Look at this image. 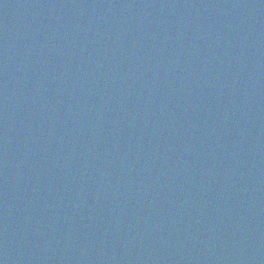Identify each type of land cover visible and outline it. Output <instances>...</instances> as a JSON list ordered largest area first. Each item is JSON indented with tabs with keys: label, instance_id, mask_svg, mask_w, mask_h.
<instances>
[{
	"label": "water",
	"instance_id": "1",
	"mask_svg": "<svg viewBox=\"0 0 264 264\" xmlns=\"http://www.w3.org/2000/svg\"><path fill=\"white\" fill-rule=\"evenodd\" d=\"M0 264H264V0H0Z\"/></svg>",
	"mask_w": 264,
	"mask_h": 264
}]
</instances>
